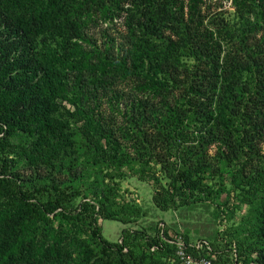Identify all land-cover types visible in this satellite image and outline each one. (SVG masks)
Listing matches in <instances>:
<instances>
[{
    "label": "trees",
    "instance_id": "obj_1",
    "mask_svg": "<svg viewBox=\"0 0 264 264\" xmlns=\"http://www.w3.org/2000/svg\"><path fill=\"white\" fill-rule=\"evenodd\" d=\"M133 178L264 264V0H0V264H181Z\"/></svg>",
    "mask_w": 264,
    "mask_h": 264
},
{
    "label": "rangeland",
    "instance_id": "obj_2",
    "mask_svg": "<svg viewBox=\"0 0 264 264\" xmlns=\"http://www.w3.org/2000/svg\"><path fill=\"white\" fill-rule=\"evenodd\" d=\"M225 9H231V2L225 3ZM122 30L123 28L119 25V27H112L110 32L112 35H117ZM99 36L101 35L99 34ZM214 151L215 149L212 148L211 153H214ZM116 196L117 204L122 201L133 202L142 208V212L147 215L146 218L139 220L136 225H132L133 229H141L142 227L151 229L160 223H164L173 231L188 235L193 241H198L202 238L213 241L216 239L217 234L225 230L227 226L225 222L222 224L215 220L212 215L213 207L207 208L203 204H198L196 208L190 211L169 210L164 212L158 210L153 204L152 186L135 178L122 181L117 188ZM222 201H225V198ZM114 208L116 209V205ZM99 224L102 227L103 238L110 243L119 242L123 229L127 227L118 221L110 219H104Z\"/></svg>",
    "mask_w": 264,
    "mask_h": 264
},
{
    "label": "built area",
    "instance_id": "obj_3",
    "mask_svg": "<svg viewBox=\"0 0 264 264\" xmlns=\"http://www.w3.org/2000/svg\"><path fill=\"white\" fill-rule=\"evenodd\" d=\"M172 239L169 243L176 246V255L181 264H218L215 262L216 256L208 241L186 242L182 236L177 235H173Z\"/></svg>",
    "mask_w": 264,
    "mask_h": 264
}]
</instances>
